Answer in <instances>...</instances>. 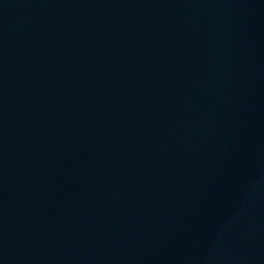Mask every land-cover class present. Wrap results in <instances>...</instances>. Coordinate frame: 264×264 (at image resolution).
Masks as SVG:
<instances>
[{
	"label": "water",
	"instance_id": "1",
	"mask_svg": "<svg viewBox=\"0 0 264 264\" xmlns=\"http://www.w3.org/2000/svg\"><path fill=\"white\" fill-rule=\"evenodd\" d=\"M0 264H264V0H0Z\"/></svg>",
	"mask_w": 264,
	"mask_h": 264
}]
</instances>
